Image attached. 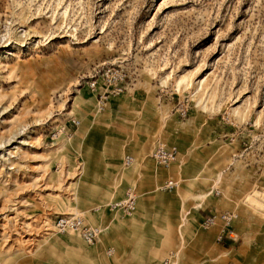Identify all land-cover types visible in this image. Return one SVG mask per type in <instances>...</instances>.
<instances>
[{
  "label": "rangeland",
  "instance_id": "374dc122",
  "mask_svg": "<svg viewBox=\"0 0 264 264\" xmlns=\"http://www.w3.org/2000/svg\"><path fill=\"white\" fill-rule=\"evenodd\" d=\"M111 63L135 80L99 113L84 82ZM0 264H264V0H0Z\"/></svg>",
  "mask_w": 264,
  "mask_h": 264
},
{
  "label": "built area",
  "instance_id": "2783aa9c",
  "mask_svg": "<svg viewBox=\"0 0 264 264\" xmlns=\"http://www.w3.org/2000/svg\"><path fill=\"white\" fill-rule=\"evenodd\" d=\"M134 80L129 74L126 66L111 63L94 68L92 75H90L84 83L88 91L94 94L96 99V109L99 113H101L105 110L108 100L124 94ZM178 112L183 118L188 114L186 108H180L178 109ZM68 124L71 127L76 128L79 126V121L75 119L66 120V122H64L60 128L53 133L51 139L56 140L60 135H64ZM178 156L179 151L176 146L159 144L153 150L151 159L157 166L169 169L170 166L177 161ZM132 162V157L126 156L124 158V163L126 165H130ZM176 187L177 184L174 181L167 180L162 188L165 191L171 192ZM125 196V200L112 204V209L120 210L124 214L130 215L135 209L136 196L131 190H127ZM234 219L235 215L233 213H212L204 218L202 227L204 229H208L220 222L222 228L217 238V242L221 243L223 240L231 238L230 235L233 234L231 229ZM54 229L59 234H68L69 230H74L75 233L79 235L81 240L88 245L94 244L101 233L99 228L85 224L84 220L77 215L58 216L54 222Z\"/></svg>",
  "mask_w": 264,
  "mask_h": 264
},
{
  "label": "crops",
  "instance_id": "0c3cea01",
  "mask_svg": "<svg viewBox=\"0 0 264 264\" xmlns=\"http://www.w3.org/2000/svg\"><path fill=\"white\" fill-rule=\"evenodd\" d=\"M71 128H73V127H71L69 124L67 125V127H66V133H68L69 131H72L71 130ZM73 129H75V128H73ZM76 129H77V127H76ZM167 146H170V145H167ZM175 146V145H174ZM177 147V146H176ZM178 148V147H177ZM178 151H179V149H178ZM152 160V159H151ZM152 163L154 164V162H153V160H152ZM175 164V163H174ZM174 164H172V165H174ZM172 165L170 166V168L172 167ZM155 166V165H154ZM157 167V166H156ZM158 168H161V169H163V170H169V169H164V168H162V167H159L158 166ZM166 182V181H165ZM164 182V183H165ZM119 201H121V200H119ZM119 201H117V202H119ZM210 214H212V212H205V211H202V214H201V222H203V220H204V218L205 217H207V216H209ZM85 243V242H84ZM86 244V243H85ZM88 245V244H87ZM222 245H228V242L227 243H223Z\"/></svg>",
  "mask_w": 264,
  "mask_h": 264
},
{
  "label": "bare ground",
  "instance_id": "6f19581e",
  "mask_svg": "<svg viewBox=\"0 0 264 264\" xmlns=\"http://www.w3.org/2000/svg\"><path fill=\"white\" fill-rule=\"evenodd\" d=\"M181 84H182V80H179L178 82H176L177 87H179ZM233 112H234V114H238V112H237L236 110L233 111ZM154 164H155V163H154ZM155 165H156V164H155ZM251 203H253V204H255V205H258V204H259L257 201H254V200H252ZM255 205H254V206H255ZM259 205H260V204H259ZM255 207H256V206H255ZM132 213H133V212H132ZM132 213H131V214H132ZM131 214H130V215H131ZM71 231H74V230H69L68 232H71ZM69 242H70L71 245L75 244V242H76V238L71 237V239H70ZM52 245L55 246L56 243H52Z\"/></svg>",
  "mask_w": 264,
  "mask_h": 264
}]
</instances>
